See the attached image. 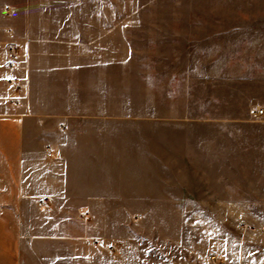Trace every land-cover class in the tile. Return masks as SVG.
Masks as SVG:
<instances>
[{
  "label": "crops",
  "instance_id": "0c3cea01",
  "mask_svg": "<svg viewBox=\"0 0 264 264\" xmlns=\"http://www.w3.org/2000/svg\"><path fill=\"white\" fill-rule=\"evenodd\" d=\"M7 6L0 11V264H153L151 242L128 225L183 218L182 204L199 202L204 172L206 186L225 188L208 202L238 203L241 215L264 218V0L209 4L223 13L196 23L204 30L174 33L177 45L183 37L176 57L207 60L190 74L222 84L221 114L202 121L209 129L201 135L185 134L205 139L201 146H184L178 132L152 146L146 137L138 145L128 134L88 129L114 121L103 113L114 107V50L56 30L54 19L34 18L30 7Z\"/></svg>",
  "mask_w": 264,
  "mask_h": 264
},
{
  "label": "rangeland",
  "instance_id": "374dc122",
  "mask_svg": "<svg viewBox=\"0 0 264 264\" xmlns=\"http://www.w3.org/2000/svg\"><path fill=\"white\" fill-rule=\"evenodd\" d=\"M224 2L239 0H0V11L7 5L30 7L34 18L54 19L56 30L69 29L78 40L114 50V107L103 108L114 121L88 123V129L128 134L138 145L146 137L152 146L178 132L184 146H201L205 139L185 136L206 132L202 121L221 114L222 84L190 74L207 60L176 57L184 53L176 51L183 37L177 36V45L174 33L201 32L205 28L197 22L223 13L207 6ZM61 21L70 26L58 27ZM205 174L197 180L199 202L182 204L183 218H150L137 225L132 219L130 233L151 242L153 264H264V218L241 215L238 203L208 202L209 194L223 195L225 188L216 182L206 186ZM192 212L199 216L191 218Z\"/></svg>",
  "mask_w": 264,
  "mask_h": 264
},
{
  "label": "built area",
  "instance_id": "2783aa9c",
  "mask_svg": "<svg viewBox=\"0 0 264 264\" xmlns=\"http://www.w3.org/2000/svg\"><path fill=\"white\" fill-rule=\"evenodd\" d=\"M9 52H10V60L8 62V67L9 68H15L18 64V60H17V50L14 46H10L9 48ZM264 110H259V114H263ZM48 157H52V151L50 149H48ZM49 200L48 199H43L41 200V203L43 206H46L48 204Z\"/></svg>",
  "mask_w": 264,
  "mask_h": 264
}]
</instances>
